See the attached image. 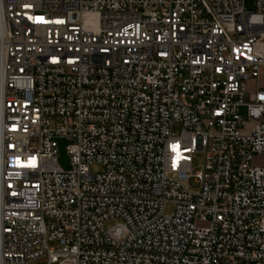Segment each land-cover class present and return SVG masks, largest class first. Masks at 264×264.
<instances>
[{"label":"built area","instance_id":"2783aa9c","mask_svg":"<svg viewBox=\"0 0 264 264\" xmlns=\"http://www.w3.org/2000/svg\"><path fill=\"white\" fill-rule=\"evenodd\" d=\"M244 1L0 0V264H264Z\"/></svg>","mask_w":264,"mask_h":264},{"label":"rangeland","instance_id":"374dc122","mask_svg":"<svg viewBox=\"0 0 264 264\" xmlns=\"http://www.w3.org/2000/svg\"><path fill=\"white\" fill-rule=\"evenodd\" d=\"M244 5H245V8L249 11H255L256 10V7H255V0H245L244 1ZM174 132L175 133H178L179 130L178 128H174ZM203 168V153L202 152H197L195 155H194V160H193V166H192V169L193 171H197V170H200ZM94 170H98V167H94ZM191 186L195 187L197 186V184H194V182L191 180ZM172 210V206L170 204H168L165 208V212L166 213H170ZM116 222L115 220H107L104 222V226L105 227H109L112 223ZM49 246L57 249L59 248V243L57 241H50L49 242Z\"/></svg>","mask_w":264,"mask_h":264},{"label":"water","instance_id":"95a60500","mask_svg":"<svg viewBox=\"0 0 264 264\" xmlns=\"http://www.w3.org/2000/svg\"><path fill=\"white\" fill-rule=\"evenodd\" d=\"M67 141L64 138L59 139V157H58V162L59 164L65 168L68 169L70 167V160L69 157L66 153V147Z\"/></svg>","mask_w":264,"mask_h":264}]
</instances>
